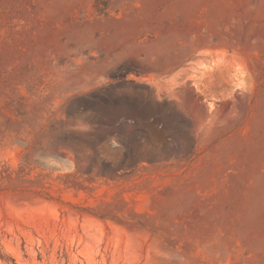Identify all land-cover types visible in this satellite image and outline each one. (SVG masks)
I'll return each mask as SVG.
<instances>
[{
	"label": "rangeland",
	"instance_id": "rangeland-1",
	"mask_svg": "<svg viewBox=\"0 0 264 264\" xmlns=\"http://www.w3.org/2000/svg\"><path fill=\"white\" fill-rule=\"evenodd\" d=\"M0 264H264V0H0Z\"/></svg>",
	"mask_w": 264,
	"mask_h": 264
}]
</instances>
